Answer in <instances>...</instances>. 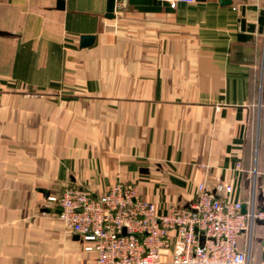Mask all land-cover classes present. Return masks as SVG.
I'll list each match as a JSON object with an SVG mask.
<instances>
[{
  "label": "crops",
  "instance_id": "0c3cea01",
  "mask_svg": "<svg viewBox=\"0 0 264 264\" xmlns=\"http://www.w3.org/2000/svg\"><path fill=\"white\" fill-rule=\"evenodd\" d=\"M120 180L264 209V0H0V264H96L41 190ZM239 248L264 264V221Z\"/></svg>",
  "mask_w": 264,
  "mask_h": 264
},
{
  "label": "built area",
  "instance_id": "2783aa9c",
  "mask_svg": "<svg viewBox=\"0 0 264 264\" xmlns=\"http://www.w3.org/2000/svg\"><path fill=\"white\" fill-rule=\"evenodd\" d=\"M127 1L116 0V12L123 11ZM232 190L230 183L219 182L213 190L201 183L197 200L172 203L163 213L133 181L110 183L103 192L68 183L47 199L81 238L84 250L96 254V264H160L174 237L183 243L173 254L174 264H249L239 238L256 220H264V209L244 213L243 202L230 197Z\"/></svg>",
  "mask_w": 264,
  "mask_h": 264
},
{
  "label": "water",
  "instance_id": "95a60500",
  "mask_svg": "<svg viewBox=\"0 0 264 264\" xmlns=\"http://www.w3.org/2000/svg\"><path fill=\"white\" fill-rule=\"evenodd\" d=\"M220 1V4L221 5H231V4H233V1L234 0H219ZM114 15V14H113ZM93 41H94V36H88V35H86V36H83V38H82V43H83V45H88V44H92L93 43ZM42 192H44L45 194H46V196H48L49 194V191L48 190H46V189H42L41 190ZM243 211H244V213H246L247 212V208H246V204H244L243 205ZM261 221H264V220H261ZM204 240H205V237L204 236H202V243L204 242Z\"/></svg>",
  "mask_w": 264,
  "mask_h": 264
}]
</instances>
